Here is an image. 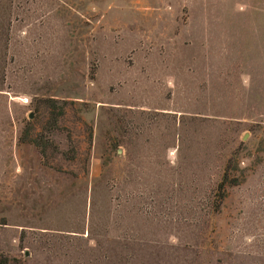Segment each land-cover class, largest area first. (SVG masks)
Listing matches in <instances>:
<instances>
[{
    "label": "rangeland",
    "instance_id": "374dc122",
    "mask_svg": "<svg viewBox=\"0 0 264 264\" xmlns=\"http://www.w3.org/2000/svg\"><path fill=\"white\" fill-rule=\"evenodd\" d=\"M261 11L0 0L8 264H264Z\"/></svg>",
    "mask_w": 264,
    "mask_h": 264
},
{
    "label": "trees",
    "instance_id": "16d2710c",
    "mask_svg": "<svg viewBox=\"0 0 264 264\" xmlns=\"http://www.w3.org/2000/svg\"><path fill=\"white\" fill-rule=\"evenodd\" d=\"M59 112H61V109H60ZM224 181H225V177H223L221 182L217 185V189L218 190H222L223 189ZM8 262H9V260H8L7 257L0 255V264H8Z\"/></svg>",
    "mask_w": 264,
    "mask_h": 264
},
{
    "label": "crops",
    "instance_id": "0c3cea01",
    "mask_svg": "<svg viewBox=\"0 0 264 264\" xmlns=\"http://www.w3.org/2000/svg\"><path fill=\"white\" fill-rule=\"evenodd\" d=\"M261 13H263L264 14V11H261ZM262 57H260V58H262L261 60H263L264 59V52L262 53ZM257 56H258V53H257ZM256 56V58H258ZM260 65V64H259ZM256 67H257V63H256ZM260 69H258L259 70V75H264V66L263 65H260V67H259ZM256 76H258V74L256 75Z\"/></svg>",
    "mask_w": 264,
    "mask_h": 264
}]
</instances>
